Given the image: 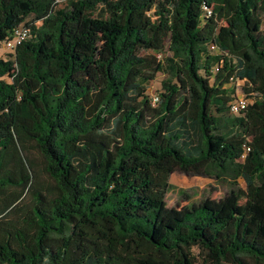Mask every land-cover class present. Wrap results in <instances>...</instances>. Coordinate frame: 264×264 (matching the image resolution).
Returning <instances> with one entry per match:
<instances>
[{
	"label": "trees",
	"instance_id": "trees-1",
	"mask_svg": "<svg viewBox=\"0 0 264 264\" xmlns=\"http://www.w3.org/2000/svg\"><path fill=\"white\" fill-rule=\"evenodd\" d=\"M19 24L0 196L24 197L0 217V264H264V0H0V41ZM178 168L244 186L167 205Z\"/></svg>",
	"mask_w": 264,
	"mask_h": 264
},
{
	"label": "rangeland",
	"instance_id": "rangeland-1",
	"mask_svg": "<svg viewBox=\"0 0 264 264\" xmlns=\"http://www.w3.org/2000/svg\"><path fill=\"white\" fill-rule=\"evenodd\" d=\"M56 6L61 7L65 4V0H54ZM10 49L4 45V40L0 41V56L6 57ZM164 77V74L160 71L155 73L153 79H151L147 86V92L149 94H155L160 87V80ZM243 80H229L227 85H233L234 94H243L241 91ZM233 94V95H234ZM35 155V152H32ZM25 155V152H23ZM42 173H37L36 169L33 168L32 172V183L37 179L43 178ZM234 180L236 185L244 186L243 180L240 177L234 178L229 175H220L219 177L215 176L213 170H207L205 172H187L182 168H178L170 173L168 182L170 183L169 187L165 191V202L167 205L175 207H183L196 202L202 198H206L210 201L217 200L221 198L224 193H226L230 187V181ZM31 183V185H32ZM12 189H8L3 196H0V203L3 201L6 202V207L1 210L0 217H9L17 213L16 209L23 195L12 200L10 194ZM23 196V197H22ZM3 199H2V198ZM9 200V203L8 201ZM195 251V250H193Z\"/></svg>",
	"mask_w": 264,
	"mask_h": 264
},
{
	"label": "built area",
	"instance_id": "built-area-1",
	"mask_svg": "<svg viewBox=\"0 0 264 264\" xmlns=\"http://www.w3.org/2000/svg\"><path fill=\"white\" fill-rule=\"evenodd\" d=\"M204 14H209V9L204 7ZM28 35V27L23 24H19L16 26L11 35L4 40V45L8 47L10 50L15 47L16 44L20 43L22 39H24ZM210 49L217 50L216 46L212 43L209 44ZM158 56V54H157ZM157 99V94L151 95V100L155 101ZM247 100L243 95H237L234 99H232L228 104V110L230 113H236L241 109H244L246 106Z\"/></svg>",
	"mask_w": 264,
	"mask_h": 264
}]
</instances>
